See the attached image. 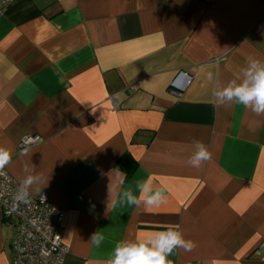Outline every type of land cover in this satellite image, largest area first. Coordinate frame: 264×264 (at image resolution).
I'll return each mask as SVG.
<instances>
[{"label":"crops","instance_id":"crops-1","mask_svg":"<svg viewBox=\"0 0 264 264\" xmlns=\"http://www.w3.org/2000/svg\"><path fill=\"white\" fill-rule=\"evenodd\" d=\"M251 59L264 63V0H15L0 18V147L19 186L34 176L30 196L63 213L50 224L65 264H109L168 227L194 244L171 264H264V114L214 96ZM27 136L40 141L21 149ZM149 178L166 203L113 205ZM15 236L0 209V264Z\"/></svg>","mask_w":264,"mask_h":264},{"label":"clouds","instance_id":"clouds-1","mask_svg":"<svg viewBox=\"0 0 264 264\" xmlns=\"http://www.w3.org/2000/svg\"><path fill=\"white\" fill-rule=\"evenodd\" d=\"M244 77L239 84L232 81L227 87L217 89L214 92L216 104L235 102L244 105L257 115L264 114V63L255 59L249 60L244 69ZM208 78L212 79L211 73L208 74ZM194 148L195 151L191 154L188 163L194 168H199L203 161L210 158V153L201 142H196ZM24 154V152L20 153V155ZM11 157L12 153L9 149L0 147V169L10 162ZM35 182L34 176L27 175L15 193L14 201L26 203L30 196L29 189ZM136 188L139 195H135L130 188L125 189L121 191L119 200L112 202L113 205L119 203L151 209L166 203L165 190L154 188L150 178L138 180ZM90 241L99 246L103 237L95 233ZM193 247V242L186 240L181 231L168 227L166 230L154 232L139 242L118 243L109 264H171L168 257L174 249L190 251Z\"/></svg>","mask_w":264,"mask_h":264},{"label":"built area","instance_id":"built-area-1","mask_svg":"<svg viewBox=\"0 0 264 264\" xmlns=\"http://www.w3.org/2000/svg\"><path fill=\"white\" fill-rule=\"evenodd\" d=\"M14 2L0 0V18ZM175 95L179 97L180 93L175 92ZM39 141V136H27L20 143V148H30ZM19 187L5 167L0 169V209L6 222H14L16 231L11 264H65L69 250L50 224L52 218L61 221L63 213L51 206L46 193L38 197L29 196L26 203L14 201ZM263 250L264 243L256 254Z\"/></svg>","mask_w":264,"mask_h":264},{"label":"trees","instance_id":"trees-1","mask_svg":"<svg viewBox=\"0 0 264 264\" xmlns=\"http://www.w3.org/2000/svg\"><path fill=\"white\" fill-rule=\"evenodd\" d=\"M119 169L126 171L128 174H132L136 169V162L131 155H125L118 163Z\"/></svg>","mask_w":264,"mask_h":264}]
</instances>
